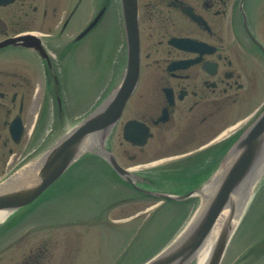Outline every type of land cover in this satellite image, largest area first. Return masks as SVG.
I'll return each instance as SVG.
<instances>
[{"label": "flooded vegetation", "instance_id": "flooded-vegetation-1", "mask_svg": "<svg viewBox=\"0 0 264 264\" xmlns=\"http://www.w3.org/2000/svg\"><path fill=\"white\" fill-rule=\"evenodd\" d=\"M112 6L113 0H0V181L33 168L36 156L68 124L65 53L56 50L81 46ZM104 9L97 25L77 40ZM138 9L140 79L111 147L118 131L123 133L125 124L136 120L151 136L143 147L127 143L134 152L123 150L129 161H138L142 153L149 157L147 163L198 158L208 167L238 131L224 132L264 105V0H138ZM71 30L75 33L68 42H61ZM34 38L48 57L34 48ZM174 40L189 42L178 47ZM233 115L244 116L228 124ZM50 116L51 133L39 143L37 134ZM124 168L132 173L181 172L167 166ZM65 186L64 177L59 178L35 202L5 217L0 264L51 261L52 234L39 241L34 235L42 231L38 226L53 225L64 214L49 210L53 215L45 212L35 220L45 224L34 223V217L44 208L54 209Z\"/></svg>", "mask_w": 264, "mask_h": 264}, {"label": "rangeland", "instance_id": "rangeland-1", "mask_svg": "<svg viewBox=\"0 0 264 264\" xmlns=\"http://www.w3.org/2000/svg\"><path fill=\"white\" fill-rule=\"evenodd\" d=\"M119 11V3L113 0L112 9L107 13L100 27L88 36L81 46L56 50L65 53L63 56L65 57L66 86L69 91L68 101L73 108L71 109L72 115L69 126L79 120V117L74 119L76 116H73V114L81 116L84 112L92 110L102 99L108 96L117 84L118 71L121 69V65L125 63L123 55L119 58L123 47L122 20L118 23V20H120ZM86 19L88 21L90 17L88 16ZM70 32L69 34L66 33L64 40L60 41L67 43L68 37L75 33L73 30ZM54 48L62 49L57 46ZM81 104L82 106H80ZM74 106L77 108L75 113H73ZM243 116H230L228 124ZM45 123L41 132L39 131L37 134L40 142L46 136L45 132L49 128L48 124H51V116ZM121 143L123 146H121ZM123 150H129L131 154H134L131 147L123 142L119 130L113 140V151L116 155H120V164L129 168L135 167V169L152 167L151 164L147 163L149 160L147 155L138 153L139 160L131 162L127 155H123ZM200 162L201 159L196 158L191 163L187 162L185 166L195 170ZM67 173L69 174L64 176L65 182H67L65 186L67 192L66 204L63 210H57L60 214L63 213L64 216L63 219H57L55 222L56 225H65L64 230L67 235H64L66 241L61 242L64 239L63 234L59 231H53L52 239L55 240L53 241L55 244L52 250V264H55L59 253V264L65 262L68 257V263L66 262V264H141L143 260L145 261L147 257L159 250L163 242H160L157 248L155 247L158 245V239L162 236L161 233L165 225H168L166 216L162 221L159 220L167 209L156 217L155 221H158L156 227L152 228V222L146 226V221L154 218L152 215L153 210L149 213L143 212L147 210L146 208L153 201H137L109 209L113 204L115 205L120 201V198L126 197L122 195L124 192H111L107 190L106 186L100 189L99 183L95 187L96 178L91 173H100L99 169L90 171V169L84 167L79 170L73 168ZM184 175L185 173L181 174V176ZM262 176L264 177V173ZM263 177L256 185L254 193L261 185ZM99 181H101L100 177L97 178V182ZM250 204L251 202L248 204L244 215L247 213ZM43 211H46V209L44 208ZM134 214H140V216L130 222L127 221L126 218ZM144 227L146 228L144 229ZM49 232L47 231L42 235H47ZM58 233H60V238L56 237ZM263 237L264 190L259 194L258 201L241 223L227 250L223 264H264V257L255 263H252L254 260L250 258L242 263L239 262V258L257 242H260L257 250H264ZM40 238V235H34V239ZM61 244H63L62 248ZM36 245H39V243Z\"/></svg>", "mask_w": 264, "mask_h": 264}, {"label": "water", "instance_id": "water-1", "mask_svg": "<svg viewBox=\"0 0 264 264\" xmlns=\"http://www.w3.org/2000/svg\"><path fill=\"white\" fill-rule=\"evenodd\" d=\"M120 3L128 44L127 70L121 84L86 121L64 135L53 149L35 158L33 168H28L26 173H15L0 184V212L15 211L34 202L83 154L94 151L95 146L100 147L101 155L111 162L119 175L126 178L133 176L122 170L104 147L107 135L121 116L139 78L137 0H120ZM104 11L105 9L100 12L78 39L84 37L99 22ZM124 137L138 145H145L149 131L142 124L132 121L126 125ZM88 140L95 142L86 148ZM257 171H261V175L256 185L264 173V110L234 143L224 158L219 173H216L208 184H214L213 188H216L212 198L206 203L207 198L202 193L204 187L196 191L202 195V204L192 221L175 240L145 264H193L195 260L197 264V254L218 219L226 208H231L237 191L253 178ZM235 231L232 225H227L221 231L206 264H221Z\"/></svg>", "mask_w": 264, "mask_h": 264}, {"label": "bare ground", "instance_id": "bare-ground-1", "mask_svg": "<svg viewBox=\"0 0 264 264\" xmlns=\"http://www.w3.org/2000/svg\"><path fill=\"white\" fill-rule=\"evenodd\" d=\"M91 140H88L86 142V148L94 144L95 140L94 142ZM256 173L257 174L253 178H250L249 181L243 187H241L239 191H237V194L234 196V199L232 200V203L230 205L231 208H226V210L218 219L211 234L197 254V264H206L219 234L227 225H232L233 230H235L238 226L244 213V209L248 204L250 195L252 194V191L261 175V171H257ZM213 185L214 184L207 186L202 191L203 195L207 198L206 203L212 198L216 191V188H213ZM4 216L5 214L3 212H0V221L4 218Z\"/></svg>", "mask_w": 264, "mask_h": 264}]
</instances>
